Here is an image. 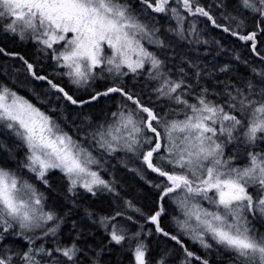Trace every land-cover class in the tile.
<instances>
[{"label":"snow or ice","instance_id":"snow-or-ice-1","mask_svg":"<svg viewBox=\"0 0 264 264\" xmlns=\"http://www.w3.org/2000/svg\"><path fill=\"white\" fill-rule=\"evenodd\" d=\"M0 38V264H264V0H0Z\"/></svg>","mask_w":264,"mask_h":264},{"label":"trees","instance_id":"trees-1","mask_svg":"<svg viewBox=\"0 0 264 264\" xmlns=\"http://www.w3.org/2000/svg\"><path fill=\"white\" fill-rule=\"evenodd\" d=\"M0 42H2V38H0ZM8 46L12 49V50H18V51H22L25 53H29L30 54V48H28L27 46H24L22 44H20L19 42H17L16 44H12L9 42ZM0 62H2V58H0ZM9 63H11V61L9 60ZM22 95L27 96L28 98L32 99L33 102H35L34 97L31 96V94L27 91L26 88H22L20 90ZM189 245L193 247V250L196 249V246L191 245V241H188Z\"/></svg>","mask_w":264,"mask_h":264}]
</instances>
